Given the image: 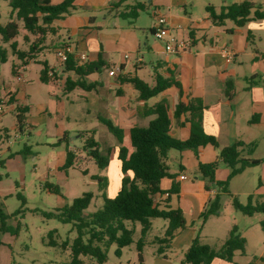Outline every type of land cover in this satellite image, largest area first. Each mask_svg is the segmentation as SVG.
I'll list each match as a JSON object with an SVG mask.
<instances>
[{"label":"crops","instance_id":"1","mask_svg":"<svg viewBox=\"0 0 264 264\" xmlns=\"http://www.w3.org/2000/svg\"><path fill=\"white\" fill-rule=\"evenodd\" d=\"M49 1L51 4L57 5L64 0ZM117 1L75 0V9L71 14L53 23L57 33L47 36L44 45H42L43 50L35 55V59L30 60L27 65H23L13 54L15 74H12V78L7 82L0 78V102L8 101L7 113L0 117V141L5 139L11 144L9 128L4 124L5 118L11 117L12 128L22 134L26 128L31 129L34 126L27 120V115L32 117L34 114H38L40 120L52 103V100H49L48 106H43L40 112L38 109L30 108V103L34 102L30 94L32 87L28 84L31 66H41L39 70L41 72L42 63L46 62L52 69L56 78L45 84L50 86L51 97L56 96L58 89H62L64 95L71 94L75 90H83L78 88L70 93L65 91L66 80L68 78L76 80V76L73 73L63 72L64 67L59 62L56 52L61 47L68 45L75 51L76 58L80 54H86L89 62L98 61L102 53V59L107 66L101 72L95 73L100 75L97 79H92L95 74L87 77L88 83L97 82L100 84L95 90L89 92V97L95 102L96 109L101 107L106 113L107 119H112L111 121L125 131V139L127 134L129 136L131 128L135 126L147 127L156 117L148 114L150 109L166 100L169 104L171 135L179 140H187L190 137V124L186 123V116H182L179 120L175 118V108L180 100L188 103L192 99H200L206 107L203 118L204 130L217 139L219 149L231 146L239 140L246 144L255 143L258 139V132L264 131V20L251 21L244 27H236L232 21H226L223 26L219 27L211 20L207 8L212 7L217 13H220L232 4L251 1L264 5V0H127L120 7L112 8V4ZM6 3L9 6V2ZM137 3L144 4L145 10L139 14L136 20L128 21L121 18L122 13H127ZM144 14L149 17V23L140 24L139 21ZM156 15L164 16L167 19L168 25L175 35L178 34L183 39L189 37L187 39L191 40L192 46L188 51L177 55L165 52L163 43L155 40L153 36L152 23ZM18 23L20 25L18 37L22 38L24 45L18 41V37L13 42L17 43L18 50L28 51L37 37L28 34L23 29L22 23ZM145 31L149 32L152 41L144 35ZM25 36L29 38L27 42L24 41ZM142 39L146 40L144 44ZM1 43L3 46H10V43L4 44L2 39ZM123 52L137 53L133 70L126 62L130 58H126V54L122 57ZM227 53L233 56L230 63L226 60ZM110 71H114L115 76H110ZM168 71H172L176 80L181 83L182 98L179 96V90L173 87L149 101H141L139 92L133 85L122 81V79L138 77L145 83L154 85L155 76L161 74L168 77ZM145 72H150L153 76L150 74L147 76ZM19 76L21 80H18ZM252 78L254 80L250 85L249 79ZM37 81L39 84H43L40 81V74L37 76ZM228 81H233L235 84L234 88L230 89L232 98L227 97ZM23 108H26L27 112L23 115V125L18 127L16 116ZM53 126L57 129L54 133L55 137L62 139L67 137L65 130H58L59 127L57 124L55 125V122H53ZM125 139L124 145L129 147L127 143L130 144V142H125ZM117 147L115 146V157H117ZM8 151L9 148L3 150L0 146V169L6 168L7 161L3 155ZM179 155L181 159L185 157L187 160L186 164L180 162L179 172L171 171L167 164L171 174H178L176 182L180 184L179 195H173L169 202L166 201V196L158 195L155 197V201L157 204L164 201L163 206L159 204L161 208L181 209L186 219L187 211H191L195 204L199 206H197L196 213L199 214L201 211L202 203L196 202V196L201 198L214 193V190L207 186L206 180H198L197 186L193 183L190 184L191 178L188 175V170H198L199 163L218 162L216 177L219 173L222 174L221 179L223 180L219 182H223L229 176V169L219 159V150L211 145L200 148L198 155L191 150L180 152ZM65 161L66 158L63 162ZM2 162L4 163L1 166ZM220 164H224L227 170L219 171ZM61 167H57L56 171H61ZM183 176H186L187 180H182ZM171 185L172 180L164 179L161 188L167 191ZM262 186H259L254 195L260 201L264 200ZM109 190L110 197L116 195L114 193L117 192V189L112 193L109 185ZM175 197L178 200L177 206L174 204ZM183 198L193 200V204H183ZM262 220L260 219V222ZM179 234L178 231L171 247H175V241H179ZM258 239L257 242L261 250L258 251V259H255L254 262L242 261L247 256L246 250L248 251L249 248V241L245 238L247 242L245 252H236L232 263L215 260L212 264H261V262L264 264V241H260L259 237ZM183 258L184 256L181 259V264Z\"/></svg>","mask_w":264,"mask_h":264},{"label":"trees","instance_id":"2","mask_svg":"<svg viewBox=\"0 0 264 264\" xmlns=\"http://www.w3.org/2000/svg\"><path fill=\"white\" fill-rule=\"evenodd\" d=\"M0 1H8L11 8V21L5 26L0 25V37L4 44L10 43L13 54L23 65H27L30 60L35 59L36 54L43 50L42 45H44L48 35L57 33L53 23L70 15L72 10L75 9V0H64L57 5L51 4L49 0ZM126 1L118 0L112 4V8L120 7ZM144 10V4L137 3L127 13H122L120 16L125 20L134 21ZM207 11L213 23L219 27L223 26L226 21H232L236 27H244L251 21L264 20V5L251 1L232 4L224 8L220 13H217L212 7H208ZM18 22L22 23L23 29L28 34L37 37V40L30 45L28 51L18 50L17 43L13 42L20 34ZM28 39V36L24 37V41L27 42ZM6 62V51L0 46V69ZM42 66L40 81L43 84H48L52 80L54 73L46 62H43ZM106 66L102 59V53L98 61L86 64H80L75 54L70 55L69 60L63 65V72L73 73L76 76V80L71 78L66 80V93L78 88L87 92L95 90L100 84L97 82L88 83L87 77L101 72ZM51 73L52 76L50 75ZM168 73V77L157 74L154 85H149L138 77L122 79V81L133 85L139 92L141 101H149L173 87L179 90V96L182 98L181 83L176 80L172 71H168ZM12 74H15V66L12 68ZM252 80L254 79L249 80V82L251 81L250 85H252ZM234 85L233 81L227 82L228 98H232L230 89H233ZM205 109L206 107L200 99H192L188 103L179 101L175 108L174 116L178 120L182 116H186V123L190 124V137L187 140H179L170 133L169 104L166 100L161 101L150 109L148 114L156 117L147 127L135 126L130 129V148L124 145L125 131L122 128L116 126L107 118H99L100 122L107 127L119 144L117 147V160L120 162L122 175L120 189L113 198H110L107 195L108 179L93 177L98 183V188L104 201L100 210L89 217L84 216V212L90 207L94 199V194L87 192L81 197L74 199L71 205L63 209H56L55 212L44 214L48 219H57L64 224H72L77 231V237L72 242L66 240L60 244L63 250H70L71 252V260L66 264H86L82 258H89L96 264H106L108 251L113 245L117 246L115 255L121 257L122 250L134 243L136 223L141 225V238L136 246L138 258L142 264V252L146 245V236L151 230V221L153 219H162L168 223L164 237L156 239V243L160 245L158 253L162 254L164 246H170L176 233L186 228L187 222L181 209L161 208L155 201V197L160 195L166 196V201L169 202L173 195H179L180 193V184L176 182L178 174H171L166 163L169 151L183 152L191 150L198 155V150L208 145L218 149L219 159L229 169L227 180L223 182L215 181L218 162L210 164L199 163L198 171L207 182H215L223 194L229 193L230 182L233 178L241 175L248 168L260 164L259 160L251 158L256 149L255 143L246 144L239 140L231 146L219 149L220 146L217 139L207 134L204 130L203 118ZM26 112L27 109L23 108L16 116L18 127L23 125V115ZM65 138L59 142L65 141ZM83 150L90 158L95 160L99 168L105 169L109 166L112 149H110L108 156L102 155L100 153V144L94 138V132L92 136L87 138ZM76 158L74 151L67 150L63 169L68 170L73 167ZM2 165L3 162L1 163ZM164 179L172 180L171 188L167 191L161 188V183ZM47 189L50 193L60 194V189L56 185L48 186ZM18 198L22 201L23 208L26 205V201L22 196H18ZM232 206L236 211L247 217H253L257 214L263 215L260 226L264 232V200L260 201L256 196L250 195L247 203L242 204L236 197H232ZM219 211L220 198L217 195L215 201L210 203L209 207L202 212L200 218L205 224L211 216H218ZM22 213V210H18L9 215L0 203V246L3 245V235H18L19 225L14 228L11 226L10 221ZM129 223L133 224L132 228H129ZM246 243L237 225L233 226L229 237L218 250L201 243L199 233L185 252L182 264H212L215 260L232 263L236 252H245ZM51 245L57 246L58 244L57 242H52Z\"/></svg>","mask_w":264,"mask_h":264},{"label":"rangeland","instance_id":"3","mask_svg":"<svg viewBox=\"0 0 264 264\" xmlns=\"http://www.w3.org/2000/svg\"><path fill=\"white\" fill-rule=\"evenodd\" d=\"M10 10L11 8L6 1H0V25L5 26L10 21ZM147 22L149 23V17L144 14L139 23L146 24ZM140 33L143 36L142 32ZM144 35L152 41L148 31H145ZM176 36L183 39L178 34ZM18 41L23 44L21 37H18ZM145 42L146 40L142 39V43ZM0 46L5 49L7 55V62L0 69V78L7 82L12 78L11 70L15 58L10 46H3L1 37ZM125 54L130 58L126 62L129 68L133 70L137 53L123 52L122 57ZM40 69L41 66L37 65L31 66L29 69L28 84L32 87L30 94L34 100L30 103V108L38 109L40 112V109L43 106H48L49 100H52L45 115H42L40 120L38 114H34L32 117L27 115V120L34 126L31 129L26 128L22 134L12 128L11 117L4 119V124L9 128L11 144L5 139L0 141L3 150L9 148V151L3 155L7 161L6 168L0 169V203L9 215L18 210H22L23 213L10 221L14 228L19 225L18 235L5 234L2 236L0 264L69 263L71 252L70 250H63L60 244L66 240L72 242L77 237L76 229L72 224H64L57 219H48L44 214L71 205L74 199L87 192L93 193L94 199L90 207L84 212V216L89 217L100 210L104 201L98 183L93 177L107 178L112 193L115 189L117 192L120 189L122 178L120 162L114 156L115 146H119V144L99 120L100 117L108 118L106 113L101 107L96 109L95 102L89 97L90 93L83 90H75L71 94L64 95L63 90L58 89L56 96L51 97L50 86L39 84L37 81ZM145 74L153 76L150 72H145ZM98 77L100 75L95 74L92 79ZM55 78V76L52 77L53 80ZM53 122L59 127L58 130L64 129L67 133L65 141L59 142L58 140L62 138L55 137L54 133L57 129L54 128ZM114 124L116 125V123ZM93 132L95 140L100 144L102 155L108 156L110 149H112L109 166L105 169L99 168L95 160L83 150L87 138L92 136ZM257 138L255 153L251 158L259 160L260 164L248 168L242 175L235 177L230 183L229 193L223 194L215 182H207V186L214 190V193L201 198L196 196L198 200L196 202L202 203L201 211L199 214L196 213L197 204L193 206L191 211H187L185 219L187 226L185 230L179 231V241H175V247L164 246L162 254L158 253L160 245L156 243V239L164 237L168 223L162 219L151 221V230L146 236V245L142 252V264H181L184 253L199 233L201 243L218 250L227 240L230 230L235 225L239 227L243 237L249 241L248 251L246 250L247 256L242 261L254 262L255 259H258V251L261 250L257 242L259 241L258 237L260 241H264V232L259 224L263 215H255L250 218L236 211L232 206V197H236L242 204H246L248 197L255 195L260 185H263L264 188V131L258 132ZM125 142H130L128 134ZM127 145L130 147L129 143ZM67 150L74 151L77 158L73 167L64 170L66 161H63L66 158ZM179 154L180 152L176 150H171L168 153L167 164L173 172H179L180 162L183 164L187 162L186 158L181 159ZM60 166H62L61 171H56V168ZM221 170H227L224 164L219 165V171ZM188 175L191 178L189 183H193L195 186L203 179L197 169L188 170ZM221 177L222 174L219 173L215 181L223 180ZM51 185L59 187V195L48 191L47 187ZM108 190L107 195L110 197V190ZM217 195L220 198L219 214L218 216H211L204 224L200 216L210 203L215 201ZM18 196L24 197L26 201L23 208L22 201ZM163 203L164 201L159 204L163 206ZM182 203L193 204V200L183 198ZM174 204L175 206L178 204L176 197ZM129 225V228H132L133 224L129 223ZM140 238L141 225L136 223L134 243L122 250L121 257L115 255L117 246H111L106 264H141L136 246ZM52 242H57L58 245L52 246ZM82 259L86 264H96L89 258ZM261 264L263 263L261 262Z\"/></svg>","mask_w":264,"mask_h":264},{"label":"built area","instance_id":"4","mask_svg":"<svg viewBox=\"0 0 264 264\" xmlns=\"http://www.w3.org/2000/svg\"><path fill=\"white\" fill-rule=\"evenodd\" d=\"M152 31L154 39L162 42L164 45L165 52L169 54H181L188 51L191 46L190 39H179L173 32L172 29L169 27L167 19L164 16L156 15L153 23H152ZM75 54V51L71 46H64L60 48L56 52V56L63 66L68 60L70 55ZM80 64H86L89 62L88 56L86 54H80L77 56ZM128 58V56H126ZM227 62H231L233 60V56L230 53L226 54ZM52 76V73L50 74ZM110 76H115L114 71L109 72ZM18 80H21V77H18ZM8 109V101L0 102V117L7 113ZM182 180H187L186 176L182 177Z\"/></svg>","mask_w":264,"mask_h":264}]
</instances>
